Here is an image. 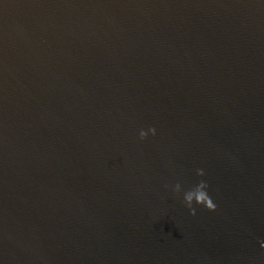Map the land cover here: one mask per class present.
Here are the masks:
<instances>
[{
	"label": "water",
	"instance_id": "95a60500",
	"mask_svg": "<svg viewBox=\"0 0 264 264\" xmlns=\"http://www.w3.org/2000/svg\"><path fill=\"white\" fill-rule=\"evenodd\" d=\"M262 240L264 0H0V264H264Z\"/></svg>",
	"mask_w": 264,
	"mask_h": 264
},
{
	"label": "clouds",
	"instance_id": "9594fccd",
	"mask_svg": "<svg viewBox=\"0 0 264 264\" xmlns=\"http://www.w3.org/2000/svg\"><path fill=\"white\" fill-rule=\"evenodd\" d=\"M149 134L155 136L156 135L155 128H149L147 129V131L141 130L139 133L140 139L141 140L147 139ZM197 175L199 177H204L205 176L204 170L198 169ZM174 191L176 192L180 191L179 183L175 185ZM184 203L189 208L193 216L196 215L195 206L205 207L207 210L211 212H215L217 210V206L209 194V185L203 179L200 180L199 188L195 192H190L184 197ZM260 246L264 248V240L260 242Z\"/></svg>",
	"mask_w": 264,
	"mask_h": 264
}]
</instances>
